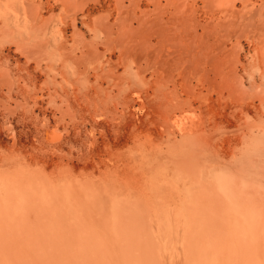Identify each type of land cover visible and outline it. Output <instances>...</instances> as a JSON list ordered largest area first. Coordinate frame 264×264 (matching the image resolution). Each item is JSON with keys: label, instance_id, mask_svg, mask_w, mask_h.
<instances>
[{"label": "rangeland", "instance_id": "obj_1", "mask_svg": "<svg viewBox=\"0 0 264 264\" xmlns=\"http://www.w3.org/2000/svg\"><path fill=\"white\" fill-rule=\"evenodd\" d=\"M76 1L0 2V172L20 179L32 175L50 189L64 183L77 185L81 191L98 186L129 197L132 208H143L144 202L149 204L145 209L165 208V199L167 208H176L171 197L175 187L172 191L166 184L165 189L163 182L156 185L152 178L163 167L173 170L172 157L177 156L184 163L189 160V167L195 164L204 170L211 161L208 166L213 174L251 171L244 176L248 188L240 173L230 179L242 193L245 188L244 193L262 202L248 205L259 209L264 203V178H257L264 174V0H173L186 20L179 22L178 29L164 32L169 38L160 55L167 66L162 74L158 71L155 85L147 70L148 43L155 44L159 33L151 32L145 18V12L153 10L149 1L78 0V6ZM166 3L161 0L164 10L155 13L157 22L166 24L168 11L174 12ZM26 4H42L35 7L40 12L39 17L34 15L35 22L22 15ZM86 12L90 14L87 20L81 17ZM139 17L142 21L136 22ZM163 93L176 99L163 98ZM176 100L185 102L175 106ZM178 107L187 115L190 109L194 112L193 118L189 116L196 126L184 139L185 145L181 137L186 132L165 124L170 116L181 115ZM190 140L195 141L193 145ZM189 146L196 151L191 147L192 153ZM240 160L245 165L240 167ZM256 167L261 175L254 172ZM155 194L161 196L158 205L152 198ZM239 203L232 206L249 208ZM40 207L34 206L43 213ZM57 207L65 206L59 202ZM47 216L29 223L45 225L51 221ZM52 219L57 225L63 222ZM76 223L81 224L71 225Z\"/></svg>", "mask_w": 264, "mask_h": 264}, {"label": "bare ground", "instance_id": "obj_2", "mask_svg": "<svg viewBox=\"0 0 264 264\" xmlns=\"http://www.w3.org/2000/svg\"><path fill=\"white\" fill-rule=\"evenodd\" d=\"M1 1L4 0H0V2ZM47 1L49 2V0ZM52 1L54 2V0ZM52 1L50 0V2ZM148 1V3H150L153 7V10L148 12L144 11L146 14L144 12L143 13L145 14V18L147 16L146 19L150 21L149 27H152L150 29L151 32L153 31L155 33L157 31L159 33V35H157L158 33H155L157 36H159V38H157L156 36L157 40L155 44H152L150 41L148 43L149 61L147 60V70L150 74L149 81L151 82V84L155 85L156 79H158V71H160L159 74H162L164 72L165 66H167L165 57L163 55H160V52L164 50L163 47H165V41L169 38L165 37L166 34L164 32L168 30V28L170 29V27H177L178 29L179 25H181L179 22L182 23L185 17L181 13H179V6L177 5L178 3L175 4L173 0H164L168 3H166L167 5L173 6L174 12L172 11L173 13L171 12V14L168 11V14H170V16L168 17V14H165L166 11L165 13L163 11V14H165L164 16L168 17L166 23L167 25L164 23V20H162L163 18H159V20L162 21L157 22L156 19H154L157 18V15H155V13L164 10V6H161V0ZM77 2L78 0L75 2L76 5L78 4ZM49 3H46V5H49ZM31 4H33V1ZM34 5L26 4L24 6L25 8L22 9V15L26 16L27 18L33 17L32 19L28 18L31 20V22H33L32 20L34 19V15L37 14V16L39 17L40 13H37V10L35 8L39 4L35 6ZM76 5L74 4L73 6ZM39 6L42 7V4ZM50 8L52 7L50 6ZM75 8L76 7H74V9ZM73 10L71 11L74 12ZM86 13V15L83 14L81 17L86 16L87 20V17L89 19L90 14L88 12ZM148 14L151 18H149ZM35 18L37 20L36 16ZM140 18L141 17H139V19H136V22L137 20H141ZM182 27L180 26V28ZM171 29L173 30V28ZM18 43L20 42L18 41ZM176 44H178V42ZM34 46L36 47V45ZM21 47L23 46L21 45ZM32 53L33 52L31 51V54ZM28 56L29 58L31 57L30 55ZM88 58L90 59V57ZM190 92L191 91H189V93ZM163 95V98H165V96H168L169 98L171 97V94L166 95L163 93ZM175 97H171V99H176ZM154 98H157L156 94L153 95V99ZM165 100L163 99V101ZM179 100H176V105L175 102L173 105L181 106L184 100L181 101V103ZM179 108L180 107H178V109ZM179 111H181V115L179 117H166L167 120L166 118H164L166 120L165 124L167 123L168 127L170 128L172 126L174 128L176 127L178 131H185L186 134L181 138L183 139V141L184 139L186 141L188 135H190L192 132V127L196 126V123L193 124V121L190 117L194 112H191L193 110L190 109L191 113L189 112L187 115V112L185 113L184 109L183 111L179 109ZM193 116L194 115L192 114V118ZM155 122L157 123V121ZM195 137L197 138V136ZM185 141L183 142L184 145ZM193 142H191L190 140L189 143H192L193 145ZM187 143L188 141L186 142V144ZM205 144L208 145V143ZM186 148H188V146ZM180 151L182 153L181 149ZM195 151L196 148L194 152ZM185 152H188V149ZM192 153L189 154V158L190 156L194 157ZM187 154L188 153H186V156ZM195 157L198 159L199 156ZM243 157L244 156H242V158ZM172 158H175V160L173 161L175 162L174 169H168V171H164L165 167L162 166L163 160H160L158 162L159 167H163L164 169L159 170V167L157 165V169L159 171L157 172L158 174H154L152 181L156 185H158L157 183L163 182L164 188L166 186L168 187V185L166 184H169L170 189L171 187H175V196L171 197H174L172 199L176 200V208H171L173 206L170 207L169 205V208H167V200L165 198V208L162 207L163 209L159 208L161 206H158V209H145V204H148L146 202H144V206L142 205L143 208H132V205H130V201L128 200L129 197L114 193V191L109 192L107 190L98 188V186H90L87 189H84L87 190V192H84V190L81 191V188L77 187V185L75 186L74 184L67 182L68 184L64 183L62 185H53L54 187L51 186L50 189L43 186L41 184L42 182L38 183V178L36 180L32 175H28L27 173H25L27 174V176L23 175L25 178L21 177V179H26H23L24 181H22L20 178L16 176L14 177V175L0 172V264H264V209H261V206L263 208L264 203L263 205L259 206V209L256 207H254L253 209L248 206L254 204L256 205L262 202L258 201V199H255L253 195L248 196L246 194L248 191L244 193L246 190L245 188H248L245 186V181L247 179H245L244 176H247L251 173V171L250 173H248L247 169H245L247 165L243 167L248 173L247 175H243L245 174L243 172L244 170L242 171V174L239 172L241 175H243L245 180L240 178L241 175L237 176L240 178V180H243L242 183L244 182L245 188L243 187L244 192L242 193L238 189L239 185L237 184L238 186L236 187V185L234 184L235 181H233L232 178L230 179V177H233V174H239L238 171L233 172L235 168L233 170L231 169L233 174H231V172L230 174L232 176H226V174H223L227 170H224L223 172L220 170L222 174H218V172H216L217 174H213L214 172H211V169H209L208 166V163H210L211 161L207 162L208 167H205V163H202L204 164L205 170L208 171L209 169V172H207L201 166H195L194 163V165L192 164V167H189L187 164L189 163V160L187 163H184L186 162V160H184L183 162V160L177 156H173ZM196 160H193V162L196 163ZM243 160H245V158ZM242 162L243 161H241V164H239L240 167L243 164ZM254 169H256V171H254ZM254 169H252V173L253 171H258L257 167ZM240 170H242V168ZM169 171L171 172L169 173ZM172 171L176 172L173 173ZM261 174L259 172V175ZM262 175L258 176L257 174L258 181L263 180L262 178L264 177ZM259 177L262 178L260 179ZM238 180L237 182L240 183ZM253 180H255L256 182L257 179ZM242 183H240L241 186ZM256 183L258 184V182ZM260 183L262 182H259V187L261 186ZM256 189L257 188L254 187L253 190ZM166 194L167 193H163V197ZM150 196L148 198H150ZM154 197L155 205H158L162 202L160 201V194H155V196L153 195L152 198ZM172 199H170L171 201L169 200L171 204L174 202V200L172 201ZM59 202H61V204L65 206L63 209H57ZM134 202H136V200ZM215 202H218L217 204H221L222 206H224V208L218 210L217 207H220L221 205L214 207L215 205H217L215 204ZM239 202L246 204L249 208H240L243 206L242 204V206H237V208H235L236 206H232L236 205ZM138 203L140 202L138 201ZM10 205H13V208L14 206H16V208H7ZM38 205L41 206L40 209L43 208V213L37 212V210H35L34 206H37L39 208ZM90 206L91 208H93V210H96H89V208L87 207ZM45 216H47L46 218H51V221L49 220V223H46L45 225L40 226L29 223V221H33L35 219H38L39 217ZM52 218L63 222L61 225H57L54 223L55 220ZM105 220H110V224ZM77 221H79L81 224L76 223L74 225H71V223Z\"/></svg>", "mask_w": 264, "mask_h": 264}]
</instances>
